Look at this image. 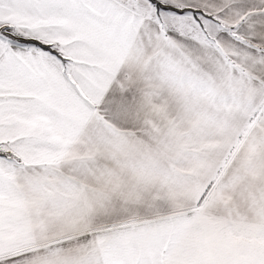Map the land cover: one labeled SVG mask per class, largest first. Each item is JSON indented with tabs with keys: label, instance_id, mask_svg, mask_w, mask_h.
Returning a JSON list of instances; mask_svg holds the SVG:
<instances>
[{
	"label": "snow or ice",
	"instance_id": "snow-or-ice-1",
	"mask_svg": "<svg viewBox=\"0 0 264 264\" xmlns=\"http://www.w3.org/2000/svg\"><path fill=\"white\" fill-rule=\"evenodd\" d=\"M0 264H264V0H0Z\"/></svg>",
	"mask_w": 264,
	"mask_h": 264
}]
</instances>
